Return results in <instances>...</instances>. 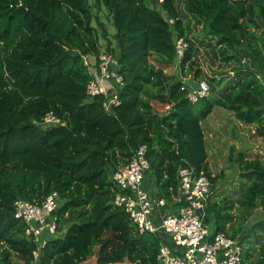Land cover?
I'll use <instances>...</instances> for the list:
<instances>
[{
    "label": "trees",
    "instance_id": "obj_1",
    "mask_svg": "<svg viewBox=\"0 0 264 264\" xmlns=\"http://www.w3.org/2000/svg\"><path fill=\"white\" fill-rule=\"evenodd\" d=\"M90 2H101L115 27L116 45L108 41L104 52L118 58L122 85L119 103L109 109L104 104L111 93L86 94L92 76L83 57L97 62L100 54ZM160 3L166 17L145 0H0V264H81L94 252L100 264H160L159 245L168 244L167 238L140 232L113 204L111 173L146 145L151 169L144 187L153 185L174 209L181 160L206 174L212 188L221 177L209 170L202 126L215 106L264 136V0ZM101 35L108 39L103 28ZM178 37L188 46L178 61L179 74L169 75L151 58L172 63ZM200 45L229 65L232 76L221 79L217 70L206 76L198 62ZM188 77H204L216 98L191 101L193 88L183 82ZM152 100L168 104V111L158 113ZM48 112L62 123L43 125ZM31 141L43 143L52 160L22 146ZM236 162L245 180L236 221L227 197L210 203L204 220L212 224L210 234L248 243L242 264H264V236L255 232L264 233V216L240 235L246 217L264 210V157L239 152ZM52 191L61 201L58 234L35 259L36 245L14 217L13 205ZM255 250L258 257L250 259Z\"/></svg>",
    "mask_w": 264,
    "mask_h": 264
},
{
    "label": "built area",
    "instance_id": "obj_2",
    "mask_svg": "<svg viewBox=\"0 0 264 264\" xmlns=\"http://www.w3.org/2000/svg\"><path fill=\"white\" fill-rule=\"evenodd\" d=\"M169 22L173 23V19L170 18ZM187 46L188 42L184 37L176 38L175 53L178 59L183 57ZM83 59L92 76L86 86L87 96L92 98L111 93L104 105L109 109L111 105L118 104L117 91L122 85V77L118 73V58L111 52H100L97 62H89L87 56ZM196 82L199 89H192L188 93L191 101H197L210 90L204 79ZM41 122L46 126L62 123L52 112L45 114ZM150 169L147 147L139 145L128 162L111 173L116 189L112 202L128 213L140 232L161 233L167 238L168 244L161 242L159 245V263L242 264L245 247L239 239L222 232L210 234L209 226L205 223L208 200L212 193L208 176L197 172L188 161L181 160L176 176L177 195L174 197V202L178 204L173 209L165 198L157 194L154 187L149 184L148 188L144 187V180ZM60 205L56 191L40 200L16 199L14 202V217L24 223L25 234L36 245L33 251L35 259L39 257L47 239L58 234Z\"/></svg>",
    "mask_w": 264,
    "mask_h": 264
},
{
    "label": "rangeland",
    "instance_id": "obj_3",
    "mask_svg": "<svg viewBox=\"0 0 264 264\" xmlns=\"http://www.w3.org/2000/svg\"><path fill=\"white\" fill-rule=\"evenodd\" d=\"M90 3L93 16L92 25L96 27L97 30L100 52H104L108 41L112 47H115L116 45L115 27L112 24L111 15L101 2ZM145 3L159 10L161 14L166 17V14L161 8V3L158 0H145ZM102 28L107 34V40L101 35ZM195 30L197 32L196 28ZM21 39L25 40L23 37H21ZM207 49L208 47L205 45L199 46L200 55L198 57V62L202 72L206 76H209L212 75V71L217 70L221 72V79L227 80L228 77L232 76V72H228L230 70L229 65L223 64L220 61L213 59V56L207 52ZM87 57L89 62H95V57ZM178 61L179 59L176 57L170 64H159L153 58H151V62L153 64L161 66L169 75L179 74ZM246 61V57L241 58L242 63H245ZM260 79L262 80V78ZM263 81L264 79L262 82ZM207 96L213 100L216 98V93L209 90ZM151 103L155 110L160 114L166 113L168 111V104L160 103L157 100H152ZM202 126L204 129L206 149L208 152L207 161L209 170L212 175H221V177L217 180L215 187L212 188L208 205L212 202H218L222 198L227 197L228 200H231V203L234 204L232 213L234 215L233 222H235L236 213L242 209L236 202V199L240 196L243 188L240 181H245L241 179L239 175V167L238 163L236 162L237 155L239 152H243L247 157H264V136H261L255 132L254 125L240 122L232 112L217 106H215L210 115L204 121H202ZM25 145L35 150L43 160L48 162L52 160V157L49 155L47 148L43 143H38L35 141L23 142L22 146ZM238 207L240 209H238ZM262 215L264 216V210L259 207L254 210L250 216H247V220L243 225L242 234L240 235L242 236L245 232L250 233L251 231L249 230V227L253 225L256 220L261 218ZM209 226L212 227V224H209ZM255 232L264 236V233L259 230H255ZM251 240V247L257 249L258 244L256 242V238L252 237ZM243 246H248V243H243ZM256 257L258 256L257 251L255 250L253 252V257L250 259H256ZM13 260L16 263L21 262L16 258ZM81 264H97L95 252L88 256L87 259ZM121 264L128 263L124 262Z\"/></svg>",
    "mask_w": 264,
    "mask_h": 264
},
{
    "label": "water",
    "instance_id": "obj_4",
    "mask_svg": "<svg viewBox=\"0 0 264 264\" xmlns=\"http://www.w3.org/2000/svg\"><path fill=\"white\" fill-rule=\"evenodd\" d=\"M187 84H189L193 89L197 90L199 89V85L196 81H194L191 77L187 78L185 80Z\"/></svg>",
    "mask_w": 264,
    "mask_h": 264
},
{
    "label": "crops",
    "instance_id": "obj_5",
    "mask_svg": "<svg viewBox=\"0 0 264 264\" xmlns=\"http://www.w3.org/2000/svg\"><path fill=\"white\" fill-rule=\"evenodd\" d=\"M148 180L149 181H152L153 179H152V177L150 176V175H148ZM148 184V183H147ZM151 186V185H150ZM152 187H153V185H152Z\"/></svg>",
    "mask_w": 264,
    "mask_h": 264
},
{
    "label": "clouds",
    "instance_id": "obj_6",
    "mask_svg": "<svg viewBox=\"0 0 264 264\" xmlns=\"http://www.w3.org/2000/svg\"><path fill=\"white\" fill-rule=\"evenodd\" d=\"M189 78V77H188ZM187 79V78H186Z\"/></svg>",
    "mask_w": 264,
    "mask_h": 264
}]
</instances>
